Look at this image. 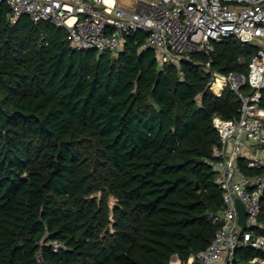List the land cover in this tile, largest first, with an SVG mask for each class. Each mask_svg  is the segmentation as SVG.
Returning <instances> with one entry per match:
<instances>
[{
  "label": "trees",
  "instance_id": "16d2710c",
  "mask_svg": "<svg viewBox=\"0 0 264 264\" xmlns=\"http://www.w3.org/2000/svg\"><path fill=\"white\" fill-rule=\"evenodd\" d=\"M10 14L0 2V264H171L206 249L224 202L213 120L242 101L200 63L247 74L260 44L230 37L161 67L141 33L118 52L78 50L65 27ZM256 257L237 247L234 261Z\"/></svg>",
  "mask_w": 264,
  "mask_h": 264
},
{
  "label": "built area",
  "instance_id": "2783aa9c",
  "mask_svg": "<svg viewBox=\"0 0 264 264\" xmlns=\"http://www.w3.org/2000/svg\"><path fill=\"white\" fill-rule=\"evenodd\" d=\"M11 8L10 22L23 14L35 23L51 21L65 27L78 50L118 52L128 38L139 50H152L162 66L193 61L197 52L210 53L216 41L236 37L260 44L247 74L222 73L214 59L201 62L208 86L221 93L227 86L241 99L238 114L229 119L215 116L214 127L221 137L213 150L214 168L223 192V207L209 211L213 222H222L209 246L186 262L175 254L171 264H235L237 247L264 248V236L255 234L264 196V0H0ZM250 85L254 90L245 91ZM248 151V152H247ZM260 173L247 174L241 160ZM246 208V226L239 222L236 200ZM65 247L56 241L54 250ZM245 264H264L256 257Z\"/></svg>",
  "mask_w": 264,
  "mask_h": 264
},
{
  "label": "water",
  "instance_id": "95a60500",
  "mask_svg": "<svg viewBox=\"0 0 264 264\" xmlns=\"http://www.w3.org/2000/svg\"><path fill=\"white\" fill-rule=\"evenodd\" d=\"M197 188H199V185H197ZM237 207H238V212H239V222L240 224L245 227L246 226V208L244 203L240 200H236Z\"/></svg>",
  "mask_w": 264,
  "mask_h": 264
},
{
  "label": "crops",
  "instance_id": "0c3cea01",
  "mask_svg": "<svg viewBox=\"0 0 264 264\" xmlns=\"http://www.w3.org/2000/svg\"><path fill=\"white\" fill-rule=\"evenodd\" d=\"M248 152V151H247Z\"/></svg>",
  "mask_w": 264,
  "mask_h": 264
}]
</instances>
